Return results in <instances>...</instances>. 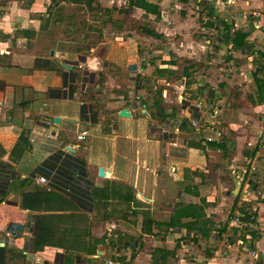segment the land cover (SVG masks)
I'll list each match as a JSON object with an SVG mask.
<instances>
[{
  "label": "crops",
  "instance_id": "0c3cea01",
  "mask_svg": "<svg viewBox=\"0 0 264 264\" xmlns=\"http://www.w3.org/2000/svg\"><path fill=\"white\" fill-rule=\"evenodd\" d=\"M58 1L67 4L0 0V24L9 15L12 28L0 26V162L15 174L10 191L0 193V239L7 242L0 248V264H264L261 256L244 253L249 237L264 255V207L253 204L261 223L259 236L247 232L242 237L234 218L224 211L230 190L221 187L219 195H209L210 187L204 186L205 149H221L211 143L225 142L204 141L205 146L184 136L191 133L192 119L204 112L191 103L196 102L192 94L185 98L191 107L179 101L187 84L190 89L199 86L186 84L185 74L181 85L170 79L179 70L176 58L190 47L178 48L172 41L179 33L185 36L184 45H193L197 26L183 16L177 28L172 22L176 18L167 17L170 0H162L159 17L148 13V28L159 34L155 37L141 27L147 19L142 7H130L129 0H98L108 9L107 28L113 31L121 24L120 40H115L116 49L92 45L86 53L85 33L81 38L74 31L59 36L52 31L55 23L48 10ZM13 5L19 14L12 13ZM114 6L121 11L119 19L111 18ZM129 14L137 29L130 28ZM244 30L251 31V41L252 28ZM129 66L136 68L134 74L120 76ZM72 79L76 91L63 98L60 93ZM124 109L130 116L120 114ZM83 131L87 135L79 139ZM89 136L90 143H83ZM60 149H73L72 154L86 161L92 181L90 209L74 200L75 209L69 210H59L55 202L49 209L23 208V194L34 186L52 191L34 172ZM100 168L108 171L105 177ZM30 178L32 183L25 185ZM239 197L229 211L246 214L235 204ZM73 213L81 216L60 224L53 220L50 227L56 235L35 250L39 215ZM222 224L234 227L237 239L222 238L225 233L214 236ZM64 226L68 230L63 231Z\"/></svg>",
  "mask_w": 264,
  "mask_h": 264
},
{
  "label": "rangeland",
  "instance_id": "374dc122",
  "mask_svg": "<svg viewBox=\"0 0 264 264\" xmlns=\"http://www.w3.org/2000/svg\"><path fill=\"white\" fill-rule=\"evenodd\" d=\"M131 1L133 0H129V6L133 7ZM148 1L156 8H152V11L143 8L144 17L147 19L143 20L141 27L146 34L153 36L154 32L155 37H158L157 32L148 28L152 24V21L148 19V13L159 17L162 12L159 2L161 3L162 0ZM66 2L67 4L63 5L60 1L57 4L53 2L49 7L48 14L55 23L52 29L55 35L59 36V32L62 31L65 34L74 31L84 38L82 34L85 33L86 41L83 42L82 49L86 53H88L87 48L92 45L117 48L115 45L120 40L116 39L117 30L121 24L115 26L113 31L107 28L105 16L108 9H103V4L101 5L98 0H66ZM166 4L169 10L167 17L171 15L170 17L176 18V20L173 18L172 22H176L177 28L182 25L180 20L183 16L189 18L188 24L194 23L197 26L192 32L195 47L186 42L184 45L185 36L179 33L174 35L175 40L172 41L175 47L183 49L186 45L190 47L184 57L176 58L179 70L170 79L181 85L186 78V84L192 82L199 86L190 89V85L187 84V87L185 86L180 91L182 96L179 101L188 103L185 102V98L192 94L190 99L196 102L191 103H194L195 108L202 109L204 112L200 113L203 117L198 116L192 119L197 128L191 121V133L190 135L184 134V136L189 139L193 136L194 140L205 146L207 144L204 141L211 142L208 140L209 137L213 141L225 142V149H211L210 147L205 149L207 171H203L205 172L204 178H206L204 186L210 187L209 195L212 193L219 195L220 188L227 187L230 191L224 211L234 218L233 226L240 228L242 237L247 232L257 237L261 223L255 217L256 211L253 210V204L260 203V207H264V97L261 99L259 92V86L263 83L261 78L264 80V0H180L179 2L170 0ZM113 9H116V12H112L111 18L119 19L116 16H119L121 11L116 6ZM129 20L130 28L134 26L137 29L138 26L131 22L130 14ZM155 28L160 30V27ZM244 28L248 30L252 28L251 41L248 40L251 31L247 32ZM239 32L248 34L240 47L235 42ZM64 38L67 37L64 35ZM102 42L104 44H101ZM102 51L105 52L103 48L100 52ZM135 70L134 66H129L127 71L121 70L120 76L128 72L134 74ZM97 82H102V78H99ZM99 86L102 89L105 87L104 84ZM157 86H159L158 83ZM190 104L188 106L191 107ZM90 139L89 136L83 143H90ZM65 151L72 153L68 149ZM197 183L198 185L202 183L199 178ZM238 195L240 197L235 204L240 209H246V214L239 210L233 213H231L233 209L229 211V204L232 205ZM56 220L58 224L62 221L61 218L54 219ZM227 225L225 227L222 224L219 229L217 228L214 236L225 233L222 238L237 239L238 232L234 234V227L228 229ZM64 228L65 226L62 230ZM65 230H68V227ZM52 233L56 235L55 230ZM247 240H249V246L244 253H250L255 259L260 256L264 258V255L254 248V243L249 237ZM261 263L263 262L259 264Z\"/></svg>",
  "mask_w": 264,
  "mask_h": 264
},
{
  "label": "trees",
  "instance_id": "16d2710c",
  "mask_svg": "<svg viewBox=\"0 0 264 264\" xmlns=\"http://www.w3.org/2000/svg\"><path fill=\"white\" fill-rule=\"evenodd\" d=\"M132 5L140 6L146 10L152 11V8H156L148 0H133ZM248 34L244 32H239L236 35V45L242 46L246 40ZM259 82L262 80L263 83L259 89L260 97H264V80L261 78L257 79ZM67 80L66 86L67 90L60 95L64 97H73L76 91V84ZM61 92V90H56ZM57 96V97H61ZM264 100V99H263ZM221 149H225L226 145L224 143H211ZM15 174L11 170L10 166L0 162V193L7 194L11 189V181ZM35 176H45L49 180L50 187L52 191H47L46 189L34 186L33 190L25 192L23 194V199L21 206L23 208L29 209H39L51 207V203L55 202L60 205L59 210H69L75 209L72 205L73 200L78 202L85 209H90L92 202V181L89 177V172L87 168L86 161L72 153L66 152L65 150H56L47 159H45L35 170ZM33 178L29 181H25L24 184L32 183ZM65 193L66 195H63ZM54 203V204H55ZM53 208V207H52ZM37 209V210H38ZM81 215L76 213L73 214H41L39 215V223L37 228V241L35 242V250L42 249L48 241L49 236L52 234L53 230L50 225L53 224V220L56 218L75 217L78 218ZM83 217V216H82Z\"/></svg>",
  "mask_w": 264,
  "mask_h": 264
},
{
  "label": "built area",
  "instance_id": "2783aa9c",
  "mask_svg": "<svg viewBox=\"0 0 264 264\" xmlns=\"http://www.w3.org/2000/svg\"><path fill=\"white\" fill-rule=\"evenodd\" d=\"M198 106H200V105H198ZM192 123H193L194 127L197 128L195 122L192 121ZM87 132H88V131H83V132L78 136V138H79V139H83V138L87 135ZM208 140L213 141L212 138H210V137L208 138ZM37 181H38L39 183L49 184V180H48L45 176H41V175L38 176ZM6 245H7L6 240H1V239H0V248H1V247H6ZM253 253H254V252H253ZM257 257H258V256H257ZM110 263H111V262H110Z\"/></svg>",
  "mask_w": 264,
  "mask_h": 264
},
{
  "label": "clouds",
  "instance_id": "9594fccd",
  "mask_svg": "<svg viewBox=\"0 0 264 264\" xmlns=\"http://www.w3.org/2000/svg\"><path fill=\"white\" fill-rule=\"evenodd\" d=\"M12 13H17L19 14V10L16 8L15 5L12 6V9H11ZM10 19V16L9 15H5V17L3 18V23L0 24V26H3L5 28V30L7 31H11L12 28L7 24V21ZM24 26H27V21H25V25Z\"/></svg>",
  "mask_w": 264,
  "mask_h": 264
},
{
  "label": "water",
  "instance_id": "95a60500",
  "mask_svg": "<svg viewBox=\"0 0 264 264\" xmlns=\"http://www.w3.org/2000/svg\"><path fill=\"white\" fill-rule=\"evenodd\" d=\"M65 66H67L68 68H70V69H72L73 67L72 66H70V65H68V64H66L65 63ZM122 116H130V112L128 111V109H124V110H122L121 111V113H120ZM55 121L56 122H60V118H55ZM72 152L74 151L73 149L71 150ZM106 174H108V171H107V173H106V170L104 169V168H100V176H106Z\"/></svg>",
  "mask_w": 264,
  "mask_h": 264
}]
</instances>
